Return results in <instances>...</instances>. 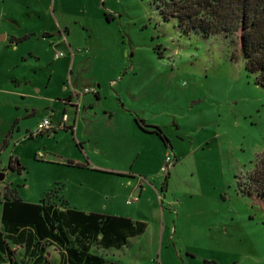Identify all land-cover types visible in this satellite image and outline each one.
Listing matches in <instances>:
<instances>
[{
	"label": "rangeland",
	"instance_id": "rangeland-1",
	"mask_svg": "<svg viewBox=\"0 0 264 264\" xmlns=\"http://www.w3.org/2000/svg\"><path fill=\"white\" fill-rule=\"evenodd\" d=\"M25 1L0 0V216L5 194L32 203L45 196L58 207L59 189L82 184L76 200L99 207L108 189L125 186L119 175L85 179L66 165L81 153L71 131L57 130L54 138L35 133L44 117L55 119L67 109L61 99L72 90L98 110L122 100L143 125L158 126L169 140L171 146L156 134L159 142L148 138L134 118L121 121L114 114L117 136L111 134L115 125L101 117L98 136L85 145L103 151L97 163L117 174L149 171L148 157L158 158L162 148L163 157L166 151L175 155L169 175L163 173L158 205L167 246L180 264L182 258L264 264V198L245 188L264 151V87L230 39L184 33L174 18H162L158 0H39L36 14L26 12ZM6 32L32 34L14 49L1 40ZM27 51L34 54L24 62L20 55ZM59 51L65 56L55 59ZM93 81L99 98L82 93L97 87ZM111 81L120 82L116 91ZM158 175L147 184L159 183ZM11 247L15 259L27 262L22 247ZM60 252L49 248V264H58Z\"/></svg>",
	"mask_w": 264,
	"mask_h": 264
},
{
	"label": "trees",
	"instance_id": "trees-1",
	"mask_svg": "<svg viewBox=\"0 0 264 264\" xmlns=\"http://www.w3.org/2000/svg\"><path fill=\"white\" fill-rule=\"evenodd\" d=\"M157 5L162 18H174L184 33L229 38L235 47L234 54L238 48L246 70L255 75L257 85L264 87V0H158ZM29 36L11 37L9 41L19 43ZM135 122L142 130L155 133L165 145L171 146L158 126L147 125L150 129L146 130L142 120L136 117ZM10 162L11 158L9 167ZM66 165L84 167L71 160ZM17 167L20 171L18 163ZM166 174L168 176L169 171L165 177ZM245 188L248 193L264 198V151L249 173ZM49 192L57 193L56 190ZM44 197L39 203H30L16 194H5L1 202L0 225L4 234L0 232V264H47L45 253L52 243L61 250L60 264H105L102 258L89 254L86 243L91 240L86 239L91 234H101L104 241L106 235L111 238L114 235L115 247L125 243L126 236H121V231L132 227L129 219L85 214L69 208L61 210L65 205L62 199H58L60 203L55 207L45 203ZM11 245L22 247L27 262L15 259Z\"/></svg>",
	"mask_w": 264,
	"mask_h": 264
},
{
	"label": "crops",
	"instance_id": "crops-1",
	"mask_svg": "<svg viewBox=\"0 0 264 264\" xmlns=\"http://www.w3.org/2000/svg\"><path fill=\"white\" fill-rule=\"evenodd\" d=\"M53 2L56 3V0H53ZM22 5L26 12L30 14H36L37 9H39V0H26ZM15 22L17 21L15 20ZM31 34L32 33L24 35ZM47 34L48 33L44 34L43 38L49 37ZM11 37L21 36H15L10 32H6L4 35H2L1 40L5 41L10 46L13 45V48L17 49L18 44L28 40L31 36L19 43L10 42L9 39ZM26 53L28 54L25 55V53H21L20 55L22 61L24 62H27L34 54L32 51H27ZM93 82L95 85V81ZM119 84L120 82L117 81L110 82V85H112V88L114 87V89L117 88ZM95 86H97L96 89L98 90L97 93L93 95L99 98V85ZM62 89L63 91H68L66 86H63ZM117 89H115V91ZM86 94L89 95L90 93ZM72 95L73 94L71 90L70 92H67V94L61 99L65 101L63 106H66L67 109H69L68 111L63 107V111L55 119L48 116V118H50L53 123H58L61 120L62 114L65 113L67 115V122L65 125L66 127H70V130L55 129L54 132L47 133L45 137H49L50 135L53 138L56 137L57 130L71 131L72 135L74 136V140L80 145L81 153L78 159L69 158L67 160L84 164V167L70 166V168L76 169L75 174L81 176L83 175L85 179L88 177L92 179L104 178L106 175H109L105 173H110V176L112 177H114V175H119L122 177V179H124L125 186L120 188L118 185H116L115 188L108 189V193L104 195L105 199H103V203L99 207H96L94 204L87 205L84 203H79V201L76 200L75 197L83 195V191L79 188L82 186V184H78L72 190L62 189L63 191H61V189H59L60 191L57 193V195H59L58 199H62L65 202L64 207H60V209L64 210L65 208H69L84 212L85 214L96 213L114 217H122L129 219L132 222L131 228L126 230L123 229L121 231V236L125 235L126 241L119 248L115 247L114 245V243H116L114 235L112 238L106 235V240L104 241L101 240V234H91V237L89 236V238L86 239V241L91 240L90 243H86V245L89 244V254L102 258L105 264H180L177 258H175L172 250L167 246V240L165 238V216L163 214V209L159 208L158 205V201H160V194L163 189L164 172L162 171V166L164 165V159L167 155H169V152H164L166 154L163 157L162 148L158 158H152L150 155L148 157L149 171H146L145 173L131 171L125 173L120 172L117 174L114 173L112 169L102 168L101 165L97 163L96 158L97 156L104 155L103 151H100L96 145L95 147H92L91 151H86L85 145V143L92 140L89 137L92 135H95V137L98 136L96 131L99 130L98 127L100 122H102L101 120L98 122L99 118L107 117L109 119L108 124L115 125L114 121L112 120L114 114H117V116L120 115L121 121L123 118L128 121H131L130 118H134V123L136 116L124 105L122 100H119L120 97L118 95L116 97L119 100V105L116 106V108L111 109L109 106L102 105L101 110L96 109L94 105H84L82 101L80 102L81 97L79 95L77 98H74ZM147 125L149 124L144 125L145 129L149 130L150 127H147ZM102 126H104V124H102ZM17 129L19 131V126ZM119 129H121L120 125H115L116 131H113L111 134L117 136ZM134 129L135 128L133 126V130ZM141 131L146 133L148 138H152L159 142L155 139V133L142 129ZM30 133L32 134V132ZM93 150H96L97 152H94ZM136 154L137 156L134 157V162L140 159V153ZM173 156L175 157V155ZM172 167H174V165ZM155 174H159L156 176L159 179V183L154 181V183H149L150 185L147 184L146 179H153ZM149 176L151 177L149 178ZM129 199H131L130 203H128ZM109 241L111 242L110 244ZM51 247L55 248L53 243L48 245L45 255H47L49 248ZM47 258V264H49V254L47 255ZM142 258H145L144 262L141 261ZM189 261L190 260L188 259L182 258V264H193ZM57 262L60 264V253L59 261Z\"/></svg>",
	"mask_w": 264,
	"mask_h": 264
},
{
	"label": "built area",
	"instance_id": "built-area-1",
	"mask_svg": "<svg viewBox=\"0 0 264 264\" xmlns=\"http://www.w3.org/2000/svg\"><path fill=\"white\" fill-rule=\"evenodd\" d=\"M64 55L65 54L62 51H59L54 54V58L58 59L60 57H63ZM82 93L83 94H86V93L96 94L97 89L95 87L84 88ZM75 96H77L76 93H75ZM66 122H67V115L65 113L62 114L61 120L58 123H53L50 118L45 117L40 122H38L36 129H35V133H48V132H54L55 129L70 128V127H66L65 125ZM38 157L42 158L43 154L38 153ZM175 160L176 158L173 155L171 156L167 155L165 157L164 165L162 166V171L164 173L168 172L169 169L174 165ZM128 203H130V201H128Z\"/></svg>",
	"mask_w": 264,
	"mask_h": 264
},
{
	"label": "water",
	"instance_id": "water-1",
	"mask_svg": "<svg viewBox=\"0 0 264 264\" xmlns=\"http://www.w3.org/2000/svg\"><path fill=\"white\" fill-rule=\"evenodd\" d=\"M5 179V173L3 171H0V182L4 181Z\"/></svg>",
	"mask_w": 264,
	"mask_h": 264
}]
</instances>
